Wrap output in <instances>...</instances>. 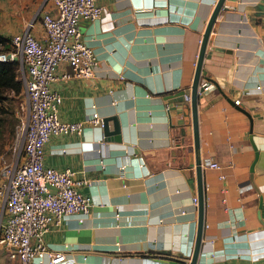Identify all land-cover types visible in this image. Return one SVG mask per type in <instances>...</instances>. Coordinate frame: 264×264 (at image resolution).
<instances>
[{
  "label": "crops",
  "instance_id": "obj_1",
  "mask_svg": "<svg viewBox=\"0 0 264 264\" xmlns=\"http://www.w3.org/2000/svg\"><path fill=\"white\" fill-rule=\"evenodd\" d=\"M95 1L100 17L79 25L96 57L93 75L63 79L69 68L60 63L50 86L62 96L61 120L96 112L115 117L119 129L105 136L85 122L80 133L52 135L44 145V164L90 179L81 190L92 199L88 213L52 224L44 242L65 253L58 264H183L197 228L184 94L217 0ZM223 7L206 43L200 83L208 88L197 103L200 158L219 168H202L196 264H264V0ZM52 8L51 0H0V33L10 37L32 22L43 39L41 15ZM14 263L0 245V264Z\"/></svg>",
  "mask_w": 264,
  "mask_h": 264
},
{
  "label": "built area",
  "instance_id": "obj_2",
  "mask_svg": "<svg viewBox=\"0 0 264 264\" xmlns=\"http://www.w3.org/2000/svg\"><path fill=\"white\" fill-rule=\"evenodd\" d=\"M51 1L52 10L41 15L43 39L31 33L33 23L28 22L24 30L10 36L9 48L0 51V61L16 64L26 104V118L17 133L23 151L0 169V245L14 264H43L41 257L47 264L64 260L63 251L47 249L44 233L64 215L89 212L92 199L81 188L90 179L78 177L70 169L45 165L44 145L52 135L80 133L85 122L103 124L96 112L82 121L61 120L58 108L62 96L50 86L60 63L69 68L61 74L63 79L93 75L96 57L83 41L79 25L82 20L100 17L102 7L95 0ZM200 85L205 89L208 83ZM184 99L190 102V94L185 93ZM200 166L219 168L207 156L200 158ZM192 201L197 205V196Z\"/></svg>",
  "mask_w": 264,
  "mask_h": 264
},
{
  "label": "water",
  "instance_id": "obj_3",
  "mask_svg": "<svg viewBox=\"0 0 264 264\" xmlns=\"http://www.w3.org/2000/svg\"><path fill=\"white\" fill-rule=\"evenodd\" d=\"M224 0H217V3L214 7V10L207 22V25L205 27V30L203 32L200 46H199V51L197 54L196 58V63H195V70L193 74V79L191 83V88H190V107H191V125H192V133H193V147H194V156H195V178H196V188H197V228H196V236H195V241H194V246L191 252V255L188 259L182 260L183 264L187 262V264H196L197 262V257L200 252V245H201V238H202V232H203V224H204V218H203V211H204V197H203V182H202V168L200 166V152H199V136H198V97L200 96L198 94V90L205 91L208 86L204 89L203 86L200 84V76L203 75L204 70H202V63H203V58H204V53H205V48H206V43L208 40V36L210 33V30L212 28L214 19L216 18L220 8L223 7ZM200 85V87H199ZM183 93V91H181ZM227 100L235 105L237 109L242 110L240 107H238L232 100L227 98ZM243 111V110H242ZM113 120V130L109 131L108 130V121ZM103 124H102V129L103 133L105 136H107L110 133L118 132V124L116 122L115 117H106L102 119ZM182 263V262H181Z\"/></svg>",
  "mask_w": 264,
  "mask_h": 264
},
{
  "label": "rangeland",
  "instance_id": "obj_4",
  "mask_svg": "<svg viewBox=\"0 0 264 264\" xmlns=\"http://www.w3.org/2000/svg\"><path fill=\"white\" fill-rule=\"evenodd\" d=\"M3 96L0 102V117L7 112L8 116L11 115L14 118V125L13 131L9 132L11 120L0 119V122L4 123V126L0 128V169L4 165L11 164L17 155L22 153V143L17 139V133L19 126L26 118V104L22 90L20 94L8 90L3 93Z\"/></svg>",
  "mask_w": 264,
  "mask_h": 264
},
{
  "label": "trees",
  "instance_id": "obj_5",
  "mask_svg": "<svg viewBox=\"0 0 264 264\" xmlns=\"http://www.w3.org/2000/svg\"><path fill=\"white\" fill-rule=\"evenodd\" d=\"M10 46V37L2 35L0 33V51L8 49ZM11 90L15 94H20L22 90L21 81L17 78L16 64L14 61H0V102L4 98L3 93ZM0 119L10 121L11 127L9 132L13 131L14 118L5 112L1 115ZM4 126L2 121L0 122V128Z\"/></svg>",
  "mask_w": 264,
  "mask_h": 264
}]
</instances>
